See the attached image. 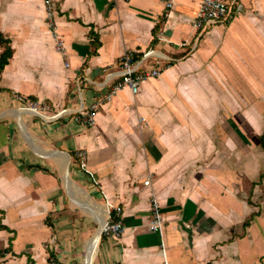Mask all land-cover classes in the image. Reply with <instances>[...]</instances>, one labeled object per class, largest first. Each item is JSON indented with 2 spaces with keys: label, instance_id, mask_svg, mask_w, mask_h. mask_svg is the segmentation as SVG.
Returning <instances> with one entry per match:
<instances>
[{
  "label": "crops",
  "instance_id": "obj_1",
  "mask_svg": "<svg viewBox=\"0 0 264 264\" xmlns=\"http://www.w3.org/2000/svg\"><path fill=\"white\" fill-rule=\"evenodd\" d=\"M199 2L54 0L48 19L43 0H0V264H264V0L195 44ZM148 48L168 66L82 125L124 52ZM106 202L117 239L98 234Z\"/></svg>",
  "mask_w": 264,
  "mask_h": 264
},
{
  "label": "built area",
  "instance_id": "obj_2",
  "mask_svg": "<svg viewBox=\"0 0 264 264\" xmlns=\"http://www.w3.org/2000/svg\"><path fill=\"white\" fill-rule=\"evenodd\" d=\"M235 2L236 0H200L193 22L195 44L213 26H226L235 18L237 13L234 8ZM43 3L47 18L52 19L54 14V0H43ZM167 5L170 7L171 3ZM56 48L59 51L63 49L62 42L59 38H56ZM166 57L154 48H148L139 55H136L132 50H126L120 57L116 65V70L106 73L105 81L101 83V85L110 83L109 90L105 93L103 99L97 98L77 120L87 127L94 125V116L102 102L109 101L122 88H128L132 94L137 93L140 85L144 81L159 76L161 71L168 66V64L163 62ZM65 65L67 66L68 64L66 63ZM16 99L21 103L20 109L26 110L30 114L43 118L48 122L58 119L67 112L66 108L52 112L50 105L44 101H35L24 96H16ZM46 115L49 117L48 119L44 118ZM75 155L80 161V166L86 169V152L80 150ZM149 182L150 178H147L144 184L148 185ZM105 205L107 218L100 228V235L117 239L121 236L124 229L123 221L120 218L122 209L118 205L108 202ZM160 222L161 218L155 204L152 207L148 227L153 231H159Z\"/></svg>",
  "mask_w": 264,
  "mask_h": 264
},
{
  "label": "trees",
  "instance_id": "obj_3",
  "mask_svg": "<svg viewBox=\"0 0 264 264\" xmlns=\"http://www.w3.org/2000/svg\"><path fill=\"white\" fill-rule=\"evenodd\" d=\"M9 43H10L9 39L3 37V35L0 33V45L4 46V49L0 54V73L3 70L4 66L8 63L10 57L12 56V49ZM94 45L97 46V43ZM260 138H261V144L264 147V133L261 135Z\"/></svg>",
  "mask_w": 264,
  "mask_h": 264
},
{
  "label": "rangeland",
  "instance_id": "obj_4",
  "mask_svg": "<svg viewBox=\"0 0 264 264\" xmlns=\"http://www.w3.org/2000/svg\"><path fill=\"white\" fill-rule=\"evenodd\" d=\"M237 101H239V100H237ZM234 112H235V111H234ZM234 112L232 113V115H233L237 120H239V119H240V117H238V114H239V113L237 114L236 112H235V113H234ZM37 118H38V117H37ZM41 119L44 120L43 118H41ZM44 121H46V120H44ZM244 130L247 132L248 136L251 137L252 134H251L250 131H248V128L245 127ZM262 147H263V146H262Z\"/></svg>",
  "mask_w": 264,
  "mask_h": 264
},
{
  "label": "bare ground",
  "instance_id": "obj_5",
  "mask_svg": "<svg viewBox=\"0 0 264 264\" xmlns=\"http://www.w3.org/2000/svg\"><path fill=\"white\" fill-rule=\"evenodd\" d=\"M44 118H45V119H48L49 117L46 115ZM101 226H102V225H101ZM101 226H100V228H101ZM99 232H100V231H99ZM99 232H98V234H100Z\"/></svg>",
  "mask_w": 264,
  "mask_h": 264
}]
</instances>
